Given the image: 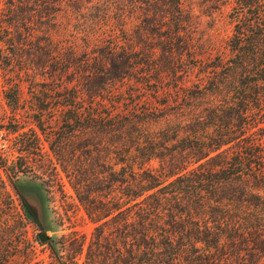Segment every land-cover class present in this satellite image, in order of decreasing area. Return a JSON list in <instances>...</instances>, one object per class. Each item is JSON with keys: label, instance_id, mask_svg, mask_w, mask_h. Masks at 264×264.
Wrapping results in <instances>:
<instances>
[{"label": "trees", "instance_id": "16d2710c", "mask_svg": "<svg viewBox=\"0 0 264 264\" xmlns=\"http://www.w3.org/2000/svg\"><path fill=\"white\" fill-rule=\"evenodd\" d=\"M184 1L73 0L99 23L136 20L78 54L52 32L72 0H5L0 66L40 102L38 127L62 131L54 152L77 162L68 176L96 224L82 264H264V0H228L233 34L209 57ZM11 182L21 212L0 264L15 260L5 241L37 224ZM84 245L69 262L51 247L78 264Z\"/></svg>", "mask_w": 264, "mask_h": 264}, {"label": "rangeland", "instance_id": "374dc122", "mask_svg": "<svg viewBox=\"0 0 264 264\" xmlns=\"http://www.w3.org/2000/svg\"><path fill=\"white\" fill-rule=\"evenodd\" d=\"M87 2L89 1L82 4L85 6ZM184 7L194 17L195 38L204 45L202 52L209 57L211 52H205L207 49L225 50L226 43L233 34V24L229 18L232 4L228 0H185ZM4 9L5 0H0V19ZM61 9L55 18L56 28L52 31L54 39L73 47L78 54L92 51L97 44L92 36L95 31L98 35L104 33L103 37H106L110 34L109 30H117L120 24L124 25L123 20L127 24L122 29L128 33L136 26L135 15L127 17L126 14L123 20L117 18L114 21L113 12L99 23L103 16L99 20L95 19L98 14L88 15L73 0L71 3L64 2ZM14 75L11 71L5 73L0 66V236H4L6 225L19 217L21 212L20 199L11 182L13 177H17L19 181L35 184L42 189L51 227L48 235L52 242H36L41 229L37 224H31L25 243L14 242V239L5 241L7 253H12L15 257L14 264L24 262L19 253L23 250L31 255L26 264H59L51 247L53 242L58 244L64 261L69 262L76 255V241L84 239V252L75 258L78 264H82L96 224L89 217L68 176V170H75L73 165L77 167L78 164L75 160L61 162L57 158L53 147L59 138L58 133L62 131L55 125L45 130L38 127L40 102L28 93L24 83L20 84ZM15 84H20L22 91L19 104L14 108L10 106L6 94L10 93L8 89ZM56 113L57 115L48 113L43 117H61L60 112ZM117 169L118 166H115V170Z\"/></svg>", "mask_w": 264, "mask_h": 264}, {"label": "water", "instance_id": "95a60500", "mask_svg": "<svg viewBox=\"0 0 264 264\" xmlns=\"http://www.w3.org/2000/svg\"><path fill=\"white\" fill-rule=\"evenodd\" d=\"M16 186L28 211L41 229V233L38 236L39 241L42 244L52 242V238L48 235L51 227L42 189L35 184L22 181L16 183Z\"/></svg>", "mask_w": 264, "mask_h": 264}]
</instances>
